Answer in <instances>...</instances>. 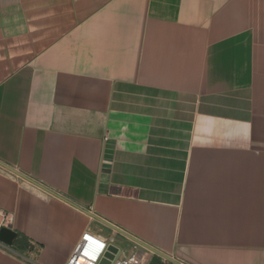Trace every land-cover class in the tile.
Here are the masks:
<instances>
[{
	"label": "crops",
	"instance_id": "obj_1",
	"mask_svg": "<svg viewBox=\"0 0 264 264\" xmlns=\"http://www.w3.org/2000/svg\"><path fill=\"white\" fill-rule=\"evenodd\" d=\"M0 162V264H264V0H0Z\"/></svg>",
	"mask_w": 264,
	"mask_h": 264
},
{
	"label": "water",
	"instance_id": "obj_2",
	"mask_svg": "<svg viewBox=\"0 0 264 264\" xmlns=\"http://www.w3.org/2000/svg\"><path fill=\"white\" fill-rule=\"evenodd\" d=\"M0 165L2 167H4L5 169L11 171L12 173L20 176V177H23L29 181H31L32 183L38 185L39 187L45 189L46 191H48L49 193L57 196V197H60V198H64L62 197L61 195H59L58 193H56L55 191L41 185L40 183L34 181L33 179L27 177L26 175H23L22 173L18 172L17 170L13 169L12 167L8 166V165H5L4 163H1L0 162ZM73 204L74 206H76L77 208L81 209L82 211H84L85 213H87L88 215L92 216L93 218H95L97 221H99L100 223L106 225L107 227H109L110 229L114 230L115 232L119 233L120 235L126 237L127 239L133 241L134 243L140 245L141 247H143L144 249L150 251L151 253H153L154 255H156L157 257L163 259L164 261L170 263V264H184L182 263L181 261L175 259L174 257L156 249L155 247L141 241L140 239L134 237L133 235L127 233L126 231H123L122 229H120L119 227L113 225L112 223H109L107 221H105L104 219H101L100 217L92 214L90 211L84 209L83 207L75 204V203H71ZM9 231L7 230H2L0 232V239L1 241H3L5 244L11 246L12 244V241H11V236H9ZM119 253V249L113 245H110L108 247V251L106 252L105 256L103 257V259L100 261L99 264H113V262L115 261L116 259V256L118 255Z\"/></svg>",
	"mask_w": 264,
	"mask_h": 264
},
{
	"label": "built area",
	"instance_id": "obj_3",
	"mask_svg": "<svg viewBox=\"0 0 264 264\" xmlns=\"http://www.w3.org/2000/svg\"><path fill=\"white\" fill-rule=\"evenodd\" d=\"M108 247L105 239L93 232L86 231L81 236L66 264H99L108 251ZM0 248L6 251L11 250V247L2 241L0 242ZM146 262V257L139 261L138 256L133 255L127 262H117L115 264H146Z\"/></svg>",
	"mask_w": 264,
	"mask_h": 264
},
{
	"label": "rangeland",
	"instance_id": "obj_4",
	"mask_svg": "<svg viewBox=\"0 0 264 264\" xmlns=\"http://www.w3.org/2000/svg\"><path fill=\"white\" fill-rule=\"evenodd\" d=\"M142 259H144L143 256H138V260H139V261H141ZM146 263H147V262H146ZM166 264H170V263L166 262Z\"/></svg>",
	"mask_w": 264,
	"mask_h": 264
},
{
	"label": "trees",
	"instance_id": "obj_5",
	"mask_svg": "<svg viewBox=\"0 0 264 264\" xmlns=\"http://www.w3.org/2000/svg\"><path fill=\"white\" fill-rule=\"evenodd\" d=\"M157 260H161V259L157 257Z\"/></svg>",
	"mask_w": 264,
	"mask_h": 264
}]
</instances>
